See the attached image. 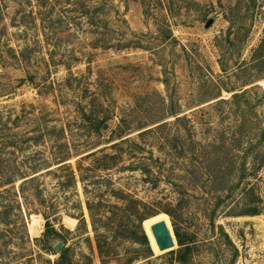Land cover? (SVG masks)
I'll return each instance as SVG.
<instances>
[{
	"label": "rangeland",
	"instance_id": "obj_1",
	"mask_svg": "<svg viewBox=\"0 0 264 264\" xmlns=\"http://www.w3.org/2000/svg\"><path fill=\"white\" fill-rule=\"evenodd\" d=\"M263 36L264 0H0V54L9 47L26 61L24 71L1 61L0 86L35 79L0 97V171L15 176L0 198V206H12L9 225L0 223V264L54 263L58 255L35 242L43 215L60 235L53 243L69 248L74 264H100L86 208L100 195L92 183L98 176L144 203L171 205L178 229L196 237L189 264H264V167L240 182L223 158L256 148L246 134L264 131V64L253 55ZM97 119L105 123L95 133ZM117 135L127 139L117 151L122 162L93 171L95 158L83 157L114 154ZM65 155L64 166L54 165ZM142 162L149 173L124 169ZM218 167L214 183L201 175ZM25 171L31 177L20 179ZM243 186L251 189L244 196ZM107 200L105 213L113 210ZM250 204L259 215L235 216ZM149 241L154 256L134 264H177ZM114 251L111 263L125 264L142 250L117 242Z\"/></svg>",
	"mask_w": 264,
	"mask_h": 264
},
{
	"label": "trees",
	"instance_id": "obj_2",
	"mask_svg": "<svg viewBox=\"0 0 264 264\" xmlns=\"http://www.w3.org/2000/svg\"><path fill=\"white\" fill-rule=\"evenodd\" d=\"M121 49V48H120ZM253 55L256 56V61L259 65L264 64V36L259 41V44L255 47L253 50ZM1 61H14L16 65L20 68L19 70L24 71L25 66V59L23 56V52L17 53L15 50H12L11 48H6L4 51V54H0V62ZM23 73V72H22ZM35 79L31 76H25L24 78H21L20 81L17 83V85H13V87L9 86H0V97L8 96L11 94L12 91H14L17 88H20L24 83H31ZM165 84V83H164ZM245 94V91H243L241 94H235L233 95V99L237 100L241 97H243ZM264 96V95H263ZM175 117V120L177 122L181 121L180 117H177L175 113L173 115ZM94 129L95 133H98L102 127L104 126L105 121L97 119L95 121ZM245 122L242 123L241 127L243 126ZM250 129V128H249ZM252 130V129H251ZM254 131V130H253ZM142 133H140L141 135ZM14 140L11 141V147L14 148V146L18 145V141L15 135H12ZM41 137V136H40ZM36 139L35 144L40 142L41 138ZM123 135H117L116 136V142L114 145H112L110 148L114 149V154L106 153L105 150L96 151L93 153H90L86 155L83 158L89 159V158H95L93 171L96 172H103L106 173L110 170H113L117 168V165L122 162V154L121 152H117L119 149V146L125 144L127 142V139H123ZM246 141L247 143H251L253 140L256 142V148L251 147H240L242 149H245L243 153H236V152H230L227 153L224 159L227 161H231V164H229V169L231 172H235L236 176L238 177V180L240 182H244L246 180V176H256L258 172L263 169L264 167V131H260V134L253 135V133L250 131L246 134ZM119 141V142H118ZM8 146L3 144V150L7 148ZM138 148V147H137ZM196 149H193V154ZM5 151V150H4ZM2 150L0 149V165H1V154ZM116 153V154H115ZM196 154V152H195ZM100 155L99 157H97ZM148 160L151 162H157L156 159L153 158L152 153H149V156L147 157ZM214 161H219L222 157L220 155L214 156ZM220 158V159H219ZM53 159V158H51ZM70 160V157L68 155L54 158L52 162L54 161V165L62 167ZM237 160V161H236ZM80 163V162H79ZM78 163V164H79ZM124 169L128 171H136L140 170L144 174L149 173L148 165H146L145 162L142 163H132L131 165L124 167ZM16 170V168H15ZM30 172L32 174H35V167H32L30 169ZM19 173V171H16ZM206 173L203 174L210 183H214L216 178L221 174V169L218 167V169H206ZM20 174V173H19ZM27 174V176H21L20 179H27L28 177H31L32 174H29L28 171H25V173H22V175ZM7 177H5V173L2 169L0 171V198L2 197L4 193H8V187L9 185H14V181L12 178H14V173L7 174ZM19 176V175H18ZM108 177L105 176H98L96 181H93V187L95 192L100 195H96L97 201L95 202V195L89 199L86 203V208L89 214L90 218V224L92 227V232L94 235V242L95 247L97 251V255L100 260V264H112V260L114 258H117L118 254H115L114 251V245L118 242V246L123 245L124 243H131L139 246L142 251H137L135 257L133 259H129L126 261L125 264H134L135 262L139 260H147L154 256L152 249L149 244V240L145 234L147 233L148 237L150 238V227L151 224L155 222L154 216L163 214L166 215L170 221L172 226L173 235L176 240V244L178 246V249L173 253L171 251V254H174V262L177 264H189L194 256L195 251L197 249L196 246V237L192 235L191 238L187 239L186 236L178 229L174 222V215L173 210L174 208L169 206L160 207V205L153 206L148 203H144L138 199H136L132 194L129 192L122 190V189H115L112 187V183H110V180L107 179ZM34 178H30L26 181H24L20 185V191L23 193V188L30 180H33ZM77 181L84 184L86 182V178H84L81 174L77 178ZM71 182H76V179L71 173ZM71 183V184H72ZM251 191L250 188H245L244 186L241 189V193L244 195H247ZM107 199L114 200L113 203H111V206L113 210L106 211L103 208H105ZM243 205V204H242ZM242 205L240 208H242ZM0 215L4 216L3 218H0V223L4 224V226H8L9 223H7V219L9 218L10 212L12 210L11 205H2ZM17 210H21L20 205L17 203L16 205ZM102 208V211H101ZM259 208L256 207L255 204H250L247 206L246 209L241 210L239 213L235 214V216H256L259 215ZM45 222L44 226V232L39 239H35V242L37 245L40 246L41 250L44 252H51L53 255H58L57 259L54 261L53 264H74L73 261V254L71 250L67 247H62L59 252L55 253L53 251L54 246H56V243H53L54 241L61 240L60 235L54 230L52 224L48 220V216L43 215ZM23 220V219H22ZM150 220V221H149ZM152 220V221H151ZM146 221L147 227H144V230L142 228L143 222ZM22 222V221H21ZM24 223V222H23ZM215 227V223L212 222V227ZM213 227V230L215 228ZM217 229L220 232V236H222L226 242L229 244L232 243L228 237V235L224 232L222 226L217 225ZM83 258L91 263L90 257L84 255Z\"/></svg>",
	"mask_w": 264,
	"mask_h": 264
},
{
	"label": "water",
	"instance_id": "obj_3",
	"mask_svg": "<svg viewBox=\"0 0 264 264\" xmlns=\"http://www.w3.org/2000/svg\"><path fill=\"white\" fill-rule=\"evenodd\" d=\"M163 216L167 219V222L161 219H157V221H155L150 227V234L156 245L157 251L160 254L172 251L176 245L175 237L173 235L172 230L169 227L168 217L166 215H163ZM143 224H142V228L144 230ZM145 234L149 240V237L146 232ZM61 247H62V244L58 243L53 249L55 252H58L61 249Z\"/></svg>",
	"mask_w": 264,
	"mask_h": 264
},
{
	"label": "bare ground",
	"instance_id": "obj_4",
	"mask_svg": "<svg viewBox=\"0 0 264 264\" xmlns=\"http://www.w3.org/2000/svg\"><path fill=\"white\" fill-rule=\"evenodd\" d=\"M163 215V214H162ZM72 224V223H71ZM74 224V223H73ZM37 224H36V222H34L32 225H31V229H32V232L34 233V234H36L37 233ZM151 235V234H150Z\"/></svg>",
	"mask_w": 264,
	"mask_h": 264
}]
</instances>
